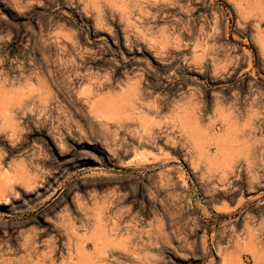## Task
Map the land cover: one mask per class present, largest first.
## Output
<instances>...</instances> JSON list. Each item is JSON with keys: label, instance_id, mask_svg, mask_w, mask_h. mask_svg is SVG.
<instances>
[{"label": "rangeland", "instance_id": "obj_1", "mask_svg": "<svg viewBox=\"0 0 264 264\" xmlns=\"http://www.w3.org/2000/svg\"><path fill=\"white\" fill-rule=\"evenodd\" d=\"M0 264H264V0H0Z\"/></svg>", "mask_w": 264, "mask_h": 264}]
</instances>
